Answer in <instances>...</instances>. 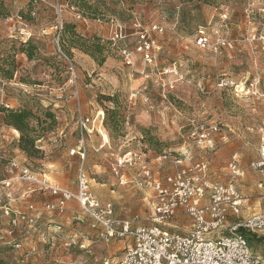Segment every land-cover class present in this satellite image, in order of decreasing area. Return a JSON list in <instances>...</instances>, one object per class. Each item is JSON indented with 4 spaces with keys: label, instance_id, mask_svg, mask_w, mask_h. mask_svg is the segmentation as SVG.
I'll use <instances>...</instances> for the list:
<instances>
[{
    "label": "rangeland",
    "instance_id": "1",
    "mask_svg": "<svg viewBox=\"0 0 264 264\" xmlns=\"http://www.w3.org/2000/svg\"><path fill=\"white\" fill-rule=\"evenodd\" d=\"M60 5H64L61 16L65 23L60 46L72 59L75 72L58 51ZM72 5L89 20L77 19L68 7ZM261 8L264 0H0V88L4 89V103L10 105L0 103V181L7 176L9 160L16 159L76 192L83 165L92 193L100 203H112L115 217L128 219L138 214L141 224L150 225L151 205L143 198L150 199L152 189L123 185L112 171L116 160L135 152L148 158L161 179L206 160L210 183L234 180L250 197L249 203L259 200L263 190L255 184L261 176L250 163L259 155L264 125V52L246 38L249 28L264 30ZM136 20L146 28L154 23L164 27V32L153 33L157 45L153 63H146L135 52ZM117 26L128 36L114 43L112 30ZM201 27L212 41L219 33L225 34L231 46L219 51L198 48L194 39ZM77 35L90 37L91 42L99 39L106 60L100 64L99 53L96 59L83 51ZM122 47L134 51L132 65L126 64L119 50ZM221 78L241 87L258 81L259 92L250 96L239 88L237 95L235 85L219 87ZM103 95L114 96L115 101ZM11 109L33 113L37 155L29 156L20 148L21 132L5 121ZM106 109L115 110L121 122L113 124ZM79 115L91 119L87 129L77 124ZM203 120L221 127L215 150H203L189 137L192 124ZM101 126L109 141L103 138ZM83 142L84 161L71 154ZM222 153L225 159L221 161ZM234 153L241 156L245 172L240 178H234L227 166ZM164 154L168 158L160 159ZM124 172L133 175L136 167ZM249 178L254 180L250 183L253 190L240 186L247 185L243 182ZM28 187L26 182L0 183L3 264H118L123 258L132 244L130 236L108 239L102 229L91 227V219L75 199L62 211H38L57 196L49 191L24 196ZM248 211L239 218L247 217ZM234 216L228 222L237 220ZM14 219L18 225L9 237ZM170 222L169 231L181 228ZM55 225H61L60 231ZM76 231L92 241L88 247L66 248L65 239ZM12 238L22 247L7 245ZM250 241L264 264V232L251 235Z\"/></svg>",
    "mask_w": 264,
    "mask_h": 264
},
{
    "label": "built area",
    "instance_id": "2",
    "mask_svg": "<svg viewBox=\"0 0 264 264\" xmlns=\"http://www.w3.org/2000/svg\"><path fill=\"white\" fill-rule=\"evenodd\" d=\"M63 6L60 5L59 23L56 27L58 51L68 62L70 69L74 71L72 59L60 46L61 32L65 24L61 16ZM68 7L77 19L86 22L89 20L76 5ZM261 10L264 11V8ZM227 16L228 14L225 15ZM18 19L23 21L21 16H18ZM250 24L252 25L251 22ZM133 26L138 34L135 52L140 53L146 63H153L157 59V45L153 33L164 32V27L154 23L146 28L139 20H136ZM112 32L111 39L114 43L128 36L121 26L115 27ZM246 39L264 52V30H260L257 26L249 28ZM194 41L198 48L211 47L215 51L231 46V41L225 34L219 33L216 40L212 41L209 32L203 27L198 29ZM119 50L126 64L132 65L134 51L128 50L127 47L119 48ZM254 82L241 87V84L234 83L228 78H221L218 83L219 87L235 85L237 95L241 88L246 95L255 96L259 92L257 89L259 82ZM171 86L174 85L171 84ZM4 95V89L0 88V103L9 107L10 105L4 103ZM76 122L82 129H87L92 123L89 117L82 115H79ZM220 132L221 127L218 123L203 120L192 124L189 137L201 149L214 150L216 135ZM260 135L259 155L250 163L251 169L262 176L257 185L263 190L259 208L254 207L251 215L233 223H228V216L231 214L239 216L244 202L249 198L237 189L234 180L217 184L210 183L209 162L206 160L191 163L166 179H161L154 174L148 158L142 153L128 152L112 164V171L118 176L121 184L131 183L140 188L152 189L153 195L150 199L148 196L143 198V201L151 205L152 213L148 218L150 225H135L140 220L138 214L134 215L131 220L115 217L112 203L102 204L92 193L90 177L83 165L79 169L76 192L51 182L44 175L33 171L28 164L16 159L9 160L5 169L7 176L0 183L8 185L12 181L28 183L29 187L24 192V196L27 197L34 191H49L57 196L55 201L44 202L38 211L46 209L62 211L68 201L75 199L83 213L91 219V227L102 229L108 239L130 236L132 244L128 245L118 264H263L261 256L254 251L250 241L251 235L264 232V125L260 129ZM71 154H77L84 161L86 156L84 142L77 152L73 149ZM159 158L167 159L168 156L164 154ZM133 166L136 167V172L133 175H126L124 170ZM228 169L234 178H240L245 174L241 157L238 154L232 156ZM30 207L35 208L34 205ZM9 212L10 209L7 207L6 213L9 214ZM178 217H189L190 224L184 230L175 227L169 231L167 226L170 225V221ZM33 220V218L30 219V221ZM17 225L18 221L14 219L13 227L8 231L9 237H13ZM60 229L61 225H55V230L60 231ZM87 239L85 234H79L76 231L65 239L64 245L66 248L75 245L86 247L84 241ZM6 244L12 247H22V243L13 238L7 240Z\"/></svg>",
    "mask_w": 264,
    "mask_h": 264
},
{
    "label": "trees",
    "instance_id": "3",
    "mask_svg": "<svg viewBox=\"0 0 264 264\" xmlns=\"http://www.w3.org/2000/svg\"><path fill=\"white\" fill-rule=\"evenodd\" d=\"M64 31H65V24L62 30L61 35V41H63L64 38ZM76 35V33H74ZM78 41L80 42V45L82 46L83 51L91 55L93 58H96V54L99 53L101 55V59L99 61L100 64H102L106 60V56L103 55V45L101 44V41L94 40V42L89 41L88 37L85 36H79ZM86 39H85V38ZM88 39V40H87ZM97 59V58H96ZM107 100L115 101V97L106 96L103 95ZM106 113L110 114V121L113 122V124H119L121 121L118 119V114L115 110H109L106 109ZM33 116V113L28 109H20V110H8V112L5 115V121L8 125L14 126L16 129H18L21 132L20 137V148L26 152L29 156H34L39 153V149L36 145V130L33 126H31V118ZM0 264H3V259L0 258Z\"/></svg>",
    "mask_w": 264,
    "mask_h": 264
},
{
    "label": "crops",
    "instance_id": "4",
    "mask_svg": "<svg viewBox=\"0 0 264 264\" xmlns=\"http://www.w3.org/2000/svg\"><path fill=\"white\" fill-rule=\"evenodd\" d=\"M248 27V26H247ZM218 146V138L216 139V147ZM216 147H215V149H216ZM214 149V150H215ZM228 151V150H227ZM235 154V153H234ZM233 154V155H234ZM237 154V153H236ZM232 155V156H233ZM239 155V154H238ZM21 156V158H24L23 157V155H20ZM239 157H241V156H239ZM232 158V157H231ZM223 159H225V155L222 153V156L220 157V160L222 161ZM231 160V159H230ZM230 161H228V163H229ZM241 164H242V160H241ZM228 166V165H227ZM242 168H243V166H242ZM244 170V169H243ZM260 174V173H259ZM244 176V175H243ZM260 176H261V174H260ZM262 177V176H261ZM252 181H254L253 180V178H249V179H246V180H244V182L243 183H246L247 185L249 184V186H247V185H245V184H240V186L243 188V189H245V190H253V186L254 185H252V184H250ZM258 182H256V184H255V186H256V188H258ZM236 186H237V184H236ZM237 189H238V187H237ZM239 190V189H238ZM239 191H241V190H239ZM152 192V191H151ZM241 193H243L242 191H241ZM244 194V193H243ZM245 195V194H244ZM246 196V195H245ZM45 199H46V197L47 196H43ZM246 197H248V196H246ZM249 199L248 200H246L245 202H244V204H243V209H242V212H241V214L243 213V211L245 210V209H248L249 211H248V213L246 214L247 216H249V215H251L252 213H253V211H254V207H257V208H259L258 206H259V202H260V197H259V200H256V201H254V202H252V203H249V201H250V197H248ZM241 214L239 215V216H234V217H236L237 218V220H234V221H231V222H228V223H233V222H236V221H239V220H241V218H239L240 216H241ZM134 215H137V214H134ZM134 215L132 216V217H130V218H128V219H132L133 217H134ZM231 216H233L232 214L231 215H229L228 216V219H229V217H231ZM139 217H140V215H139ZM242 218H245V217H242ZM125 220L127 219V218H124ZM140 221L141 220H139L137 223H135V225H144V224H141L140 223ZM172 222L173 223H176V224H178V225H180V227L181 228H179V229H182V230H184L185 228H187L188 226L187 225H189L190 224V219H189V217L187 218V217H178V218H176V219H174V220H172ZM170 224H172L171 222H170ZM92 241H90V240H85L84 241V243L86 244V247H88L89 245H90V243H91ZM107 264V263H106Z\"/></svg>",
    "mask_w": 264,
    "mask_h": 264
},
{
    "label": "bare ground",
    "instance_id": "5",
    "mask_svg": "<svg viewBox=\"0 0 264 264\" xmlns=\"http://www.w3.org/2000/svg\"><path fill=\"white\" fill-rule=\"evenodd\" d=\"M103 115L102 116H104V112L102 111L101 112ZM102 128H101V133H102V135H103V138L105 139V141H109V139H108V134H107V132H106V130H105V128L103 127V126H101ZM17 131V130H16ZM11 184V182L9 183V185Z\"/></svg>",
    "mask_w": 264,
    "mask_h": 264
}]
</instances>
